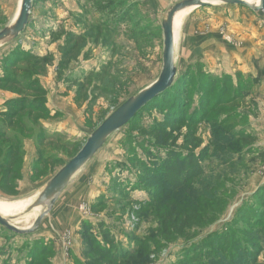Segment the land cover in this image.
Listing matches in <instances>:
<instances>
[{
  "label": "rangeland",
  "instance_id": "obj_1",
  "mask_svg": "<svg viewBox=\"0 0 264 264\" xmlns=\"http://www.w3.org/2000/svg\"><path fill=\"white\" fill-rule=\"evenodd\" d=\"M19 1L0 0V29L15 18ZM178 1L32 0L25 30L16 39L0 44V76L6 70L15 74L17 79H21V93L27 96L29 93L23 92L21 86L31 84L32 87H39L45 102L48 93L60 92L67 96L72 92L76 106L84 107V124L80 136L69 138L43 125L46 121L61 117L60 113H52L49 109L50 114L42 117L39 125L34 127L35 136H26L23 152L26 159L17 167L19 173L15 174L14 179L0 186V200H30L75 155L102 120L128 97L158 77L162 66L160 23L168 9ZM253 14L254 11L246 7L222 3L188 11L174 39L177 75L188 71L190 67L194 74L198 72L197 75L192 73L196 77L194 81L204 78L202 72L215 74L210 71L209 65L206 66L205 59L210 60V51H219L221 42L240 45L236 23L241 21L240 17ZM17 45L21 46L22 53L31 49L36 55L45 57L31 69L29 75L18 69H27L32 61L15 62L20 53L6 55ZM245 76H249L252 83L256 80L251 75ZM11 86L18 88L17 81L0 82L1 109L5 108L4 101L18 96L9 88ZM254 90L252 93H255ZM30 95L33 97L32 93ZM215 100L216 96H213L212 102ZM245 102L244 105L249 106L251 112L255 104L248 102L246 105ZM163 113L159 106L150 105L140 111L133 122L111 134L64 188V199L75 196L77 201L74 208L83 213H90L92 204L101 201L100 211L114 213L112 221L117 227L113 232L115 241L124 247L129 244V237L132 240L129 247L136 245L133 240L137 238L146 240V250H140L139 256L133 255L122 260L121 264H177L190 243L202 247L201 241L207 245L213 242L214 236L224 235H227V244L223 255L229 257L231 250L239 251L245 257L242 261L235 260L236 264H264V243L252 242L248 232H241L245 227L243 225L251 228L254 225L236 214L238 207L244 206L242 214L252 206L251 197L257 189L254 187V175L264 167V156L261 157L263 152L253 153L250 150L243 153L238 162L211 163L205 176L191 180L178 193L154 191V185L159 183L160 178L151 174L144 165L150 162L147 152L162 160L165 150L154 145L153 126L165 125L171 129L169 147L181 157L189 152L203 154L212 141L207 123L168 124V121L163 122L166 119ZM220 115V111L214 112L207 120L212 121L213 116ZM42 129L43 139L47 138L44 156L52 155V158L48 160L49 169L33 178L29 171L32 158L35 157V147L43 144L34 139ZM228 147L239 149L235 142ZM133 160L138 163L134 164ZM97 178L101 182L100 187L108 190L90 204L78 200L85 188L92 186ZM114 178L119 179L121 184L123 182V186L117 184ZM206 181L209 182L208 186ZM141 183L142 189L139 187ZM155 192L159 193L157 197L153 196ZM147 201L155 204L146 206L144 203ZM259 209L262 210L261 207ZM34 212L29 213L31 216L28 219H23V216L14 219L13 223L18 226L29 225L36 214ZM49 214L39 228L30 234L18 235L0 225V264H26L34 244L45 248L36 264H53L56 242L62 246L61 264H74L73 258L80 256V249L79 244L74 242L76 237L73 227H45L49 224ZM262 217L264 230V205ZM52 229L59 233H55V236ZM50 233H53L52 238ZM231 233H237L247 245L239 243L240 246H235L231 243ZM51 251L54 256L50 255Z\"/></svg>",
  "mask_w": 264,
  "mask_h": 264
},
{
  "label": "trees",
  "instance_id": "obj_2",
  "mask_svg": "<svg viewBox=\"0 0 264 264\" xmlns=\"http://www.w3.org/2000/svg\"><path fill=\"white\" fill-rule=\"evenodd\" d=\"M18 46L9 50L6 55L20 53L21 55H17L15 62L32 61L33 63L27 65V69L24 67L18 69L19 72L29 75L32 73L31 69L38 66L39 61L45 57L36 55L31 49L22 53L21 46ZM192 73L193 70L190 67L188 71L178 74L171 86L143 106L128 122H133L140 111L154 104L164 111L163 114L166 119L163 122L168 121V124L186 122L194 125L205 122L211 130L212 141L206 146V151L203 154L189 152L185 157H181L176 150L169 147L171 143V129L169 127L165 125L158 127L159 125H156L151 128L155 132L154 145L165 150L162 160L157 155L147 152L150 162L144 165L150 170L151 174L160 178L159 183L154 185V191L158 190L167 194L178 193L191 180L205 176L211 163L238 162L241 160L243 153L250 150H253V153L255 151L258 153L259 150L254 146L257 140L256 135L248 129L247 115L245 112L240 111V108H245V99L249 96L251 99L253 96L252 91L256 80L252 83L251 78L241 72H234L233 74L202 72L204 78L200 81L198 79L194 81L193 78L196 77H193ZM197 74L198 72L194 75ZM16 81L18 88L15 86L9 88L16 92L18 96L7 99L3 102L5 108H0V186L6 185L8 181H11V178L14 179L15 174L19 173L17 167L22 164L24 159V140L27 138L26 136H35L34 127L39 125L41 118L46 117L49 113V108L46 106L43 93L39 87H32L31 84L21 86L23 92L29 93L27 96L21 93L19 85L21 79H17L15 74L6 70L0 76V82L2 83H15ZM193 85H195V88L191 89ZM31 93L33 97H31ZM213 96H216L214 102H212ZM185 108H187L186 114L184 113ZM217 111H220V116H213L212 121L207 120L208 116ZM231 119L233 120L230 121ZM43 134V129L39 130L36 139H34L35 142L38 140L43 144L35 147L36 153L35 157L32 158L33 163L29 171L30 176L33 178L49 169L48 160L52 158V155L44 156V142L46 143L47 138L43 139ZM233 142L239 146V149L233 150L228 147ZM210 147L212 148L211 152H209ZM240 148H243V150L240 151ZM263 156L264 153L261 157ZM132 162L134 164L138 163L134 160ZM141 177L143 176L141 175ZM114 180L117 184L123 186V182L121 184L119 179L114 178ZM206 184L208 186L209 182L206 181ZM142 186L141 183L139 187L142 189ZM157 194L159 193L155 192L153 196L157 197ZM251 198L253 203L249 210L242 213V215L241 211L244 206L238 207L236 214L250 222L254 227L243 225L245 227L241 229V232H248L252 242L254 240V242L264 243V230L262 229L264 185L259 186ZM100 202H97L96 205L92 204L91 210L100 211ZM154 204L153 201L144 203L146 206H153ZM156 207L158 210L159 206L157 204ZM76 232L79 236L80 256L73 258L74 264H121L122 260H127L133 255L139 256L137 254L140 250L144 251L148 247L144 238L133 240L136 245L129 247L132 242L131 237L128 240L129 244L127 243L124 247L115 241L113 231L102 222L93 224L87 219H82ZM230 236L232 237L231 243L235 246H240L243 243L237 233H231ZM226 237L227 235L214 236L213 242L207 245L201 241L202 247L190 243L187 249L183 251L177 264H236L235 260L241 259L242 261L245 255L239 251L231 250L232 254L229 257L223 255L226 251ZM243 244L247 245L246 242ZM44 251L43 246L34 244L30 248L29 259L26 264H36ZM50 255L54 256V252L51 251Z\"/></svg>",
  "mask_w": 264,
  "mask_h": 264
},
{
  "label": "crops",
  "instance_id": "obj_3",
  "mask_svg": "<svg viewBox=\"0 0 264 264\" xmlns=\"http://www.w3.org/2000/svg\"><path fill=\"white\" fill-rule=\"evenodd\" d=\"M240 20L236 23L237 39L240 40V45L237 44L238 46H235L227 42H221L219 51L216 53H213V49L210 51V60L205 59L206 66L209 65L210 71L215 72V74L241 72L244 75L247 74L251 75L254 79L256 78L257 83H254L253 89H255V93L251 97L252 101H249L250 96L245 99L246 102L244 101L246 105L248 102H251L252 105L255 104V107L252 106L251 112L249 111V106L240 108V111L246 113L248 129L257 137L254 146L259 149L258 151L264 153V10L258 13L254 12L253 15L242 16ZM227 21L231 23V21ZM216 56H219V58H216ZM46 105L52 113H60L61 117L53 118L55 121L44 122L43 125L45 127L58 133H64L69 138L81 135L84 124V107L76 106L72 99V92H69L67 96L60 94V92L48 93ZM25 147L24 142V149ZM24 159H26V155ZM254 176L255 188L264 185V167ZM99 183L101 184L99 178H97L92 186L85 188L78 200L81 199L87 204L96 201L95 198L107 190L102 189ZM63 193L64 191L54 203L48 215L49 224L45 227H73L76 237L74 242L78 244L79 237L76 230L82 219H87L93 224L102 222L111 231L117 230L112 221L114 213L91 210L90 213L84 214L78 210L76 211L74 203L77 201V198L75 196L72 198L71 196V199H64ZM53 233L56 236L59 232L53 230ZM53 233H50V237L53 236ZM55 244L56 253L53 264H61L62 246L58 242Z\"/></svg>",
  "mask_w": 264,
  "mask_h": 264
},
{
  "label": "water",
  "instance_id": "obj_4",
  "mask_svg": "<svg viewBox=\"0 0 264 264\" xmlns=\"http://www.w3.org/2000/svg\"><path fill=\"white\" fill-rule=\"evenodd\" d=\"M240 5L254 12L264 10V0L248 2L246 0H180L174 3L166 12L160 26L162 30V66L158 77L149 85L128 97L114 109L85 139L79 150L71 157L38 191L26 207L11 215L0 213V225L8 231L18 235L35 232L45 216L49 214L54 203L68 185L73 176L92 159L96 152L104 145L107 138L118 129L126 125L136 113L149 101L158 96L172 85L176 76L175 42L173 33L174 16L181 10H195L199 7L214 4ZM32 0H20L14 20L0 29V42L16 39L29 23ZM39 208L33 221L27 226H18L12 221L32 209Z\"/></svg>",
  "mask_w": 264,
  "mask_h": 264
},
{
  "label": "bare ground",
  "instance_id": "obj_5",
  "mask_svg": "<svg viewBox=\"0 0 264 264\" xmlns=\"http://www.w3.org/2000/svg\"><path fill=\"white\" fill-rule=\"evenodd\" d=\"M246 1L253 2V3L257 2V0H246ZM188 11H190V10L185 9V10H181L175 14L174 22H173L174 37L176 36L177 29L179 28L181 21L183 20L185 14L188 13ZM1 43H4V41H1L0 44ZM30 200H28V198H24V199L19 200V201L18 200L17 201H15V200L14 201L0 200V213L2 215H11V214L17 213V212L23 210L26 207V205L30 202ZM34 211H36V214L35 215L32 214V215H33V218H35V216L39 212V208L32 209L31 211L25 213L24 215L20 216L19 218L15 219V220H18L23 216H24L23 219H28L31 216V214H29V213H31V212L35 213Z\"/></svg>",
  "mask_w": 264,
  "mask_h": 264
},
{
  "label": "built area",
  "instance_id": "obj_6",
  "mask_svg": "<svg viewBox=\"0 0 264 264\" xmlns=\"http://www.w3.org/2000/svg\"><path fill=\"white\" fill-rule=\"evenodd\" d=\"M84 214H87V213H84Z\"/></svg>",
  "mask_w": 264,
  "mask_h": 264
}]
</instances>
